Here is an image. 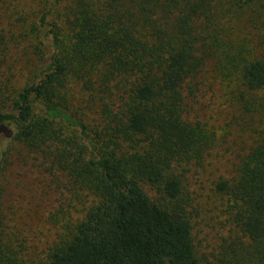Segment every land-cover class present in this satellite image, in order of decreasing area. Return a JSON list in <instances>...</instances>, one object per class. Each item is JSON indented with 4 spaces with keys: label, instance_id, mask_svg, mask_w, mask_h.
Returning a JSON list of instances; mask_svg holds the SVG:
<instances>
[{
    "label": "trees",
    "instance_id": "trees-1",
    "mask_svg": "<svg viewBox=\"0 0 264 264\" xmlns=\"http://www.w3.org/2000/svg\"><path fill=\"white\" fill-rule=\"evenodd\" d=\"M50 2L36 79L16 93L0 82V160L22 146L62 175L77 207L50 214L42 256L0 210V264H264V31L250 38L264 0ZM211 80L255 129L214 183L235 236L208 258L184 178L219 150L193 115Z\"/></svg>",
    "mask_w": 264,
    "mask_h": 264
},
{
    "label": "rangeland",
    "instance_id": "rangeland-1",
    "mask_svg": "<svg viewBox=\"0 0 264 264\" xmlns=\"http://www.w3.org/2000/svg\"><path fill=\"white\" fill-rule=\"evenodd\" d=\"M50 4V0H0V82L14 93L36 79L46 56V40L38 21ZM258 21L259 25L251 30L253 40L264 31V15ZM204 93L193 115L213 125L218 137L215 149L219 150L202 167H191L184 182L194 210V243L200 254L212 258L235 236L214 183L219 177L232 174V149H248L255 128L243 115L241 104L227 99L226 90L218 81H207ZM8 149L5 159L0 160L1 215L8 230L25 239L29 254L42 256L56 237L50 214L60 204L66 208L68 203L67 211L74 214L77 202L61 174L49 170L47 164H41L18 144L12 143Z\"/></svg>",
    "mask_w": 264,
    "mask_h": 264
}]
</instances>
